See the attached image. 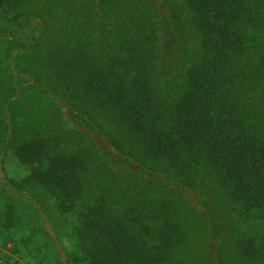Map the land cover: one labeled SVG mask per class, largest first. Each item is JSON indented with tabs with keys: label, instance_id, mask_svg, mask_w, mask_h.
<instances>
[{
	"label": "trees",
	"instance_id": "1",
	"mask_svg": "<svg viewBox=\"0 0 264 264\" xmlns=\"http://www.w3.org/2000/svg\"><path fill=\"white\" fill-rule=\"evenodd\" d=\"M0 147V259L264 264V0H0Z\"/></svg>",
	"mask_w": 264,
	"mask_h": 264
},
{
	"label": "rangeland",
	"instance_id": "2",
	"mask_svg": "<svg viewBox=\"0 0 264 264\" xmlns=\"http://www.w3.org/2000/svg\"><path fill=\"white\" fill-rule=\"evenodd\" d=\"M15 172V174H24L26 170L20 168L19 170L17 169V166L14 165V162L11 160L10 157H8L6 155V153L3 151V149L0 147V180L2 183H7L8 182V173L10 172ZM27 173V172H26ZM2 202V200H0V203ZM28 202H30L29 200H18V204L20 205L22 211L26 210V207L28 208ZM26 205V206H25ZM37 207V211L44 215L45 214L41 211L39 205H36ZM41 225L42 228L49 233L48 236L44 235L43 239L45 238H49L52 243L51 245L53 246V248L55 249L56 253H57V259L61 260L62 262L65 261L67 253H68V247H66V245H68V243L65 241L66 239V235L61 236L62 241L59 242L58 239V234L56 231H54V228L51 224V220L49 219V217H44L41 221ZM52 237V238H50ZM8 246L11 247L12 243H8ZM6 255L2 257V259H0V264H6V257L7 256H11L10 260L15 262V260H21L22 264H38L37 260H32V259H28L25 258L23 256V258H19L20 255L19 254H11L10 251L6 250Z\"/></svg>",
	"mask_w": 264,
	"mask_h": 264
}]
</instances>
